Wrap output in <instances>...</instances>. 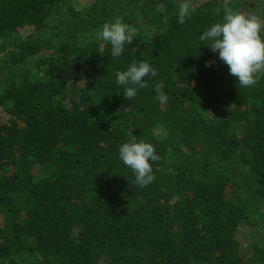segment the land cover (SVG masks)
Here are the masks:
<instances>
[{
    "label": "trees",
    "instance_id": "obj_1",
    "mask_svg": "<svg viewBox=\"0 0 264 264\" xmlns=\"http://www.w3.org/2000/svg\"><path fill=\"white\" fill-rule=\"evenodd\" d=\"M86 1L0 0V264H264V69L241 87L199 39L264 0H190L184 24L187 0ZM117 18L136 35L113 58L96 33ZM141 60L157 75L127 100ZM133 138L159 157L146 187Z\"/></svg>",
    "mask_w": 264,
    "mask_h": 264
},
{
    "label": "clouds",
    "instance_id": "obj_2",
    "mask_svg": "<svg viewBox=\"0 0 264 264\" xmlns=\"http://www.w3.org/2000/svg\"><path fill=\"white\" fill-rule=\"evenodd\" d=\"M194 9L190 0L180 4L178 8V23L184 24L190 18ZM135 29L122 19L105 22L96 33V38L103 44L111 46V56L120 57L125 46L132 44ZM201 43L217 53L219 59L227 65L229 74L241 87H251L256 83V74L264 69V19L254 14H245L225 9L223 18L205 29L199 37ZM103 46V45H102ZM213 62L206 66L211 67ZM155 68L148 61L132 62L126 70L116 74V83L123 86V96L133 101L139 89L147 86L145 77H155ZM164 84L156 83L154 91L161 104L168 101L163 91ZM119 159L129 167L135 181L141 187H146L155 179L152 164L159 157L155 147L148 142L131 139L119 147ZM79 228L74 227L71 235H79Z\"/></svg>",
    "mask_w": 264,
    "mask_h": 264
},
{
    "label": "rangeland",
    "instance_id": "obj_3",
    "mask_svg": "<svg viewBox=\"0 0 264 264\" xmlns=\"http://www.w3.org/2000/svg\"><path fill=\"white\" fill-rule=\"evenodd\" d=\"M196 1H199V0H193L192 2H196ZM85 3H87L86 0H71V5L74 7V9H75V8H76V9H81V8H83L84 5H85ZM0 59H1V56H0ZM0 62H1V60H0ZM0 77H1V76H0ZM0 220H1V218H0ZM0 223H1V222H0ZM253 231H255V230H253ZM255 233H257V232H255ZM260 234H261V237L264 239V229L261 230ZM242 236H248V237H251L252 235L249 233V234H244V235H242ZM242 236H240V238H241ZM251 238H252V237H251ZM253 238H255V237H253Z\"/></svg>",
    "mask_w": 264,
    "mask_h": 264
}]
</instances>
